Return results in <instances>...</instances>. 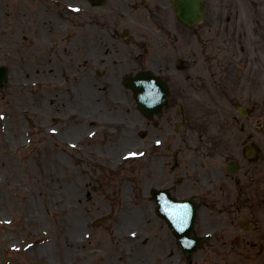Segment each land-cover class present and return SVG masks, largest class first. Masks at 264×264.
Returning a JSON list of instances; mask_svg holds the SVG:
<instances>
[{"label":"rangeland","instance_id":"obj_1","mask_svg":"<svg viewBox=\"0 0 264 264\" xmlns=\"http://www.w3.org/2000/svg\"><path fill=\"white\" fill-rule=\"evenodd\" d=\"M49 1L0 0V63L7 67L9 73L8 81L0 89V264L45 262V258H38L36 253L29 255L28 247H33L37 240L52 236L49 215L42 213L45 219L43 224H46L38 230L37 223L25 224L22 221L21 212L28 201L24 194L33 185L35 174L46 171L43 168L45 162L58 159L63 173H67V179L51 181V184L73 187L77 182L76 207L82 220L80 239L83 241V257L74 264H146L150 258L154 264L158 241L143 227V217L150 213V203L141 194L140 187L173 182L174 174L169 169L173 164L171 157H167L169 162L163 163L164 157L160 156V151L165 149L166 144L179 146L185 153L184 157L180 153L179 159L183 165L192 166V176L198 175L196 171L201 172L200 168L208 164L223 167L224 170L227 162L219 141L214 149L207 142V137L200 136L196 124L204 123L210 117L209 113L216 110L211 108L212 105H206L210 97L205 93H196L189 83L192 76H205L212 71L208 64L216 63L208 62L205 52H199L201 43L209 42L213 30L209 29L206 19L192 29L180 28V47L186 45L183 57L187 59V66L176 77L168 79L171 89L169 102L174 104L176 100H183L182 113L189 115L192 112V129L189 124V127L181 130V136L177 134L173 138L174 123L183 115L176 114V108L168 107L160 117L143 120L135 109L130 92L122 87L120 80L124 74L144 64L130 61V52L123 47L121 51L112 48L109 33L96 23L98 16L102 21L112 20L110 26L121 21L123 17L118 5L124 0H106L97 10L84 1V12L78 15L76 9L70 10L68 5L74 4L76 8L77 3L83 2L81 0ZM211 1L214 0H206V4ZM216 1L222 10L221 16L229 14L230 23L235 25L237 31L242 19L238 18L236 10H239L242 0ZM244 1L251 14V0ZM168 18L169 15H165V20ZM254 19L255 15H252ZM261 23L264 24V21ZM34 36L38 40L46 39L49 47L41 45L42 41H35ZM52 37H57V40L50 44ZM84 44L85 48L82 47ZM161 58H158V64L153 65L155 70L167 64ZM94 61L97 63L94 64ZM19 70H24V74H20ZM85 70L89 73H84ZM49 75L54 80L43 85V88L47 87L48 94L60 96L62 93L64 99L68 97L69 90L79 89L80 83L84 81L85 85L87 81L93 91H98L95 92L98 96L94 103L98 107L97 112L110 104L111 107H123L121 111L124 110L122 113L125 114L128 108L130 115L125 117L127 122L106 121L102 130L89 122L85 124L86 120L80 114L82 106L76 107L78 102H65L57 109L47 111L53 103L48 101L46 105L41 104L38 92L43 89L40 79ZM75 76L77 79H74ZM16 77L28 83L26 89L12 84ZM193 85L196 86V83ZM64 86L68 87L66 91ZM115 86L118 91L116 96H112L108 90L110 87L115 90ZM58 101L62 102L60 98ZM71 111L75 112L74 116L61 118ZM117 114L109 113L108 117ZM48 127L56 129V134L49 133ZM94 127L95 133H92ZM142 127L149 133L145 138L138 135ZM133 130L135 135L131 133ZM88 133L91 134L88 136ZM207 134L203 133L204 136ZM58 136L74 141L76 147L62 142ZM178 136L180 138L177 139ZM185 138L184 144L192 148L181 147V139ZM156 139L164 141L155 142ZM145 149L148 150L146 155ZM140 150L143 152L140 153ZM121 153L124 157L119 158ZM72 178L76 179L74 184L71 183ZM259 182L261 199L264 198V173L260 174ZM120 186L123 188L120 189ZM204 209L199 207L198 221ZM109 210L114 212V217L105 216ZM152 222L157 223L154 219ZM158 230L159 227L154 225L153 233ZM219 241L218 238L216 242ZM48 242L54 246L50 254L52 264H62L57 245L52 239ZM210 243L193 253L189 264H197L202 254L205 261L198 264H228V261H234V254L224 250L227 247H219L218 253L207 255V252H211ZM260 255H264V249ZM235 256L242 258L241 255Z\"/></svg>","mask_w":264,"mask_h":264},{"label":"flooded vegetation","instance_id":"obj_2","mask_svg":"<svg viewBox=\"0 0 264 264\" xmlns=\"http://www.w3.org/2000/svg\"><path fill=\"white\" fill-rule=\"evenodd\" d=\"M251 2V14L249 6H240L238 18L242 22L237 31L235 25L229 22L228 14L223 18L221 10L215 13V17L225 19V22L215 32V37L211 36L209 42L201 43L199 49L200 53L205 52L209 62L217 63V70L213 73L220 75L218 80H213L219 85L212 86V89L220 91L223 117L221 125L210 127V137L213 140L219 133L222 134L223 144L228 146L226 155L236 156L239 163L237 171L229 173L225 167L226 171L222 172L219 167L209 165L193 185L191 175L184 179L187 183L178 189V194L189 193L192 197L193 193L197 202L205 206L208 217L224 220L218 226L204 222V231L212 232L213 226L221 227L226 239L222 240L220 247H227L224 250L230 253L258 247L261 229L256 222L259 215L264 214V198H259V179L264 173V24L261 23L264 21V0ZM140 4L144 5L147 17L161 32L159 45L168 47L170 55L174 56L178 50L171 15L159 9L164 0H125V5L121 7L131 10L139 8ZM165 15H169L166 20ZM252 15H255L254 20ZM237 110L238 114L235 113ZM224 176L227 177L224 179ZM252 221V228H241L249 226ZM235 234L238 236L236 246L231 242ZM212 241L215 242V239L212 238ZM209 247L210 251L219 249L216 244ZM156 250L161 255L180 252L175 243L164 239Z\"/></svg>","mask_w":264,"mask_h":264},{"label":"bare ground","instance_id":"obj_3","mask_svg":"<svg viewBox=\"0 0 264 264\" xmlns=\"http://www.w3.org/2000/svg\"><path fill=\"white\" fill-rule=\"evenodd\" d=\"M19 72L20 74H24V70H19ZM74 79H77V76H75ZM53 80V77L50 75L44 76L40 79V86L43 88V85H48L52 83ZM12 84L24 90L26 89L28 83H26L25 81H21L20 78L16 77L15 79H13ZM79 86L81 88L69 90L68 97H66L68 99L67 101H65L66 98L63 99L62 93L60 96L48 94L46 92L47 87H44L41 91H39L38 96L40 98L41 104L43 105H46L48 101H51V103H53L52 106L47 109V111L57 109L59 106H62V103L64 104L65 102H78L79 104L76 103V107L78 108L82 106L80 114L83 115L84 117L82 116V118L86 120L84 123L88 124L89 122L91 125L94 124L100 130H102L101 128H104V124H106V121L108 122L110 120H118L120 122L125 119L127 114L122 113L124 111H121L123 108L117 106L111 107L112 105L110 103V105H105V108H103L102 111L98 113V107H96V105L94 104L96 101V96H98L95 95V92L98 91H93V87H91V85L88 84L87 81L85 82V85L83 81ZM67 88L68 87L64 86L65 91ZM108 91L112 96H116L118 90L115 86V90L113 89V87H110ZM58 98H60L62 102H59ZM109 113L119 114L113 116L112 118H109ZM74 114L75 112L71 111L66 113V116L64 115L61 118H70L72 117V115L74 116ZM47 130L49 131V133L54 131L52 127H48ZM94 130L95 127L91 131L94 132ZM126 133L127 132L125 130V134ZM60 137L59 139L67 144H70V142H74L69 139V141L64 140ZM121 145L125 146L124 144ZM122 156L123 153L120 154L119 158H121ZM43 168L46 171L42 172L41 170L40 172H37L35 174L33 185H31V187L26 191L27 193L24 194V198H26L28 201L25 202L22 208V217L23 222L25 223H37L39 225L38 230H40L41 227L46 224V222L43 224V220L45 219L42 215L43 212H46L49 215V220L52 222L51 225L53 234L52 236H47L42 240H37L35 245L33 247L31 246L28 249V254L33 255L36 253V256L38 258H45V262L43 261V264H52L50 254L54 250V246L52 247V244L48 242V240L52 239V241H54L58 247V253L61 256L62 264H74L83 257V241L80 239V235L82 232V220L80 219V215L78 214V209L76 207V200L78 198L76 190L77 182L76 184H74L76 179L72 178L71 183L74 184L73 187H67L62 184H51V181H55L58 179H67V173H63L61 161H59V159L53 160L51 162H45L43 164ZM64 170L67 172V169Z\"/></svg>","mask_w":264,"mask_h":264},{"label":"water","instance_id":"obj_4","mask_svg":"<svg viewBox=\"0 0 264 264\" xmlns=\"http://www.w3.org/2000/svg\"><path fill=\"white\" fill-rule=\"evenodd\" d=\"M199 0H179V10H178V17L185 23H193L196 22L198 19L197 17L200 15V11L198 10V3ZM0 84L5 79L4 72H0ZM133 86L134 88H137V96L139 98L140 108L142 111L150 110L153 107L156 109L159 107V103L165 98V93L160 85L158 83H153V80L149 79L148 77L144 75H140L133 79ZM171 203L164 202L162 206H166L167 208ZM176 207H182V209H185L186 204L185 203H175ZM166 210V209H165ZM166 213L170 214L168 218L175 224L181 227L187 226V220L185 222V219H188L189 212L182 210L181 216H177V218L173 217V214L170 212ZM191 214V213H190Z\"/></svg>","mask_w":264,"mask_h":264}]
</instances>
